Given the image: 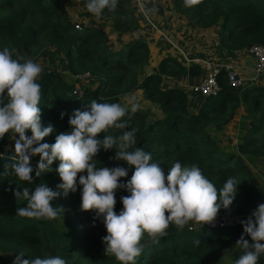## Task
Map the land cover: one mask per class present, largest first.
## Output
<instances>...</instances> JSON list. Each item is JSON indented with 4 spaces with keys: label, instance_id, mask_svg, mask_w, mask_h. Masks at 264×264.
I'll use <instances>...</instances> for the list:
<instances>
[{
    "label": "trees",
    "instance_id": "1",
    "mask_svg": "<svg viewBox=\"0 0 264 264\" xmlns=\"http://www.w3.org/2000/svg\"><path fill=\"white\" fill-rule=\"evenodd\" d=\"M146 1L148 6L153 3ZM171 3L186 26L204 31L211 27L217 29L214 48L224 61L233 59L251 44H264V0H202L201 4L191 8L184 6V0H171ZM67 5V0H0V50L5 46L13 47L29 59L33 53L41 52L40 48L46 42L51 50L45 49L44 54L53 57L57 54L60 66L69 73L87 71L89 81L95 84L73 93L70 83L63 81L56 69H43L37 81L42 86L41 123L45 127L51 124L54 131L42 142L52 144L56 135L70 131L68 120L74 110H85L92 100L120 102L122 95L138 88L143 97L156 105L157 114L149 107L139 108L131 115L129 128H110L108 132L98 134L99 138L118 136L136 128V147L150 152L153 162H159L165 175L179 161L182 166L198 165L217 189L222 188L228 178H235L240 183L233 203L219 212H253L264 203V186L254 181V174L242 157L245 154L264 159V85L249 81L231 86L224 70L219 68L215 73L218 91L202 96L199 105L190 109L185 90L164 77L172 79L197 74L200 64L186 61L185 57L191 59L193 54L184 57L178 52L166 53L152 71H145L148 46L141 35L132 32L136 15L134 1L119 0L116 10L106 8L103 11V15L111 20V30L116 35L113 41L102 24H89L80 16L71 18ZM74 23L81 25L79 29L74 28ZM240 105L248 120L236 145L237 153L221 146L206 129L223 130ZM62 112L65 115L61 119ZM26 132L31 135L30 130ZM9 137L10 132L0 140V264H13L20 253L24 254V259L60 256L66 264H120L114 256L104 253L102 237L107 231L102 219L97 217L95 210L80 209L82 186L78 184L76 192L63 194L57 187L62 183L56 171L59 161L53 162L51 171L36 177L39 155L30 159L34 180L31 183L20 180L11 168L16 155L6 148ZM116 151L115 148L101 149L95 162L97 167L126 168L128 175L120 178L121 182H126L135 169L123 160L110 159ZM81 174L86 175L79 173L78 176ZM38 184H46L60 193L50 202L54 207L64 209L56 219L16 214L18 208L27 206V201L22 197L17 199L14 190L28 188L31 192ZM125 195H129L126 189L115 192L114 210L117 213L123 208L120 198ZM242 234L244 228L240 222L214 226L195 224L190 228L186 225L182 230L173 224L158 243H149L145 233L141 243L146 246L135 264H220L217 259L223 253H228L231 264H235L243 254L236 244ZM244 238L251 243L250 236L244 234ZM258 264H264V254Z\"/></svg>",
    "mask_w": 264,
    "mask_h": 264
},
{
    "label": "clouds",
    "instance_id": "2",
    "mask_svg": "<svg viewBox=\"0 0 264 264\" xmlns=\"http://www.w3.org/2000/svg\"><path fill=\"white\" fill-rule=\"evenodd\" d=\"M202 0H184L185 7H194ZM119 0H87L89 13L100 17L107 8L114 11ZM147 18L155 11V5H139ZM43 67L32 59H26L16 48L5 46L0 50V140L10 131L15 134V163L13 174L22 181L32 182L33 166L30 159L39 155L35 176L51 171L54 161H59L58 172L62 183L57 187L67 196L82 186V211L95 210L102 219L107 235L102 237L105 255H112L120 264H135L146 246L141 243L147 234L149 243H158L167 235L170 225L182 230L189 222L197 224L213 223L219 210L228 209L238 192V182L230 177L222 188L206 178L196 164L182 166L177 161L165 175L159 162H153L150 152L136 147V128L123 131L121 135H103L110 128L126 129L130 117L139 110L135 96H130L125 104L119 102L98 103L92 100L85 110L76 109L69 116V129L56 135L55 142H42L53 133L51 124L42 126V109L39 107ZM7 99V102L5 100ZM65 114H60L61 119ZM129 119L125 120L124 117ZM31 131V135L26 134ZM115 148L117 151L110 159L123 160L134 166V172L126 182L120 178L128 175L121 166L97 167L98 152ZM95 158V159H94ZM7 167V165L5 166ZM79 173L81 174L78 176ZM126 189L129 195L122 196L123 208L119 213L114 210L117 203L115 192ZM14 196L27 201L26 207L17 209L21 217L36 219H56L62 207H54L50 202L60 193L46 184H38L34 191L28 188L14 190ZM244 234L251 237V243L244 234L236 241L243 254L235 264H258L264 254V203L245 220H241ZM200 241L197 240V243ZM20 253L13 264H66L60 256L24 259Z\"/></svg>",
    "mask_w": 264,
    "mask_h": 264
},
{
    "label": "rangeland",
    "instance_id": "3",
    "mask_svg": "<svg viewBox=\"0 0 264 264\" xmlns=\"http://www.w3.org/2000/svg\"><path fill=\"white\" fill-rule=\"evenodd\" d=\"M67 1L68 5L66 6V8L71 18H78L80 16V18L83 19L82 21L89 24H102L105 27L106 31L109 32L110 40H114L116 35L113 34L114 31L112 32L111 30V20L107 16L102 14L100 17H96L93 14L89 13L86 8L87 0ZM143 2L147 7L146 1L144 0L142 1V3ZM169 3L170 0H159L158 6L155 5V11L150 13L147 18L140 11V8L138 6L134 8V12L136 15L134 18L135 27L132 29V32L133 34L141 35L140 37L145 39L148 46V61L147 65L145 66V71H152L159 58L166 53L173 54L175 52H178L184 57L187 56V54H193L194 57H192L191 59H189V57H185L186 61L188 62L192 60L196 63H199L201 65V69L202 66L204 67L207 64L210 66H214L216 63L223 62L225 60L224 57L221 55L218 56L214 48V45H216L217 41V29L211 27L208 31H204L201 28H193L191 25L186 26L182 23L179 15H177V12L172 8V5L171 7H169ZM152 6L153 5H151V7ZM137 9L139 12H137ZM77 11L81 12L82 14L77 15ZM159 11H161L160 14ZM89 16L90 18L88 19ZM78 26L80 27L81 25L79 24ZM79 27H77L76 29H79ZM182 27H184V29H182ZM119 37H121V35ZM45 49L51 50V47H49L46 42H44L41 46V52L37 51L33 53L29 59L40 63L43 69L45 67L56 69L61 79L66 83H70L72 87L74 84L72 74L75 73H69V71L65 68L62 69L63 67L60 66V63L57 60V54L55 55V57L48 54L46 55L43 53ZM199 53L201 55H199ZM86 72L87 71H82L80 73ZM256 75H260V81H264V74ZM89 78L90 75L88 73V75L83 79L82 83L78 85L79 91H81L84 86L93 87L95 85L94 83L89 81ZM164 79L168 82L175 83L174 79L170 80L169 77L165 76ZM247 82H249V80H242L241 85ZM179 85L181 86V83H179ZM130 96L136 97V100L139 103L141 109H146V107H149L150 111H152L154 114H157L158 108L156 107V105L147 98L143 97V95L141 94V90L138 88H134L128 93L122 95L120 97L119 103L125 104ZM193 97H191L190 99H192ZM241 108V112L232 115L231 118L225 123L223 130L214 131L212 128L206 129L217 138L221 146L225 148H232L236 152V145L242 138L248 120L242 106ZM26 134L30 136L28 132H26ZM14 136L15 134L10 131V137L6 141V148L13 154H15ZM245 158L255 168L254 181L264 186V159H253L248 155H245ZM249 183L252 184L250 181ZM217 261L220 262V264H231L230 255L228 253L220 254Z\"/></svg>",
    "mask_w": 264,
    "mask_h": 264
},
{
    "label": "built area",
    "instance_id": "4",
    "mask_svg": "<svg viewBox=\"0 0 264 264\" xmlns=\"http://www.w3.org/2000/svg\"><path fill=\"white\" fill-rule=\"evenodd\" d=\"M140 3L138 2L137 6L139 7ZM140 8V7H139ZM78 23H74V27L77 28ZM243 52L250 56L252 59V72L254 74H264V44H251L248 47L243 49ZM209 66V71L203 75L200 79H198L194 83L184 84L182 87L187 95L191 93H197L201 96L210 95L216 93L219 89L218 82L215 78V73L219 68H222L225 72L226 81L231 86L237 87L241 85L243 77L239 73L238 67L231 63V61H223L220 63H216L214 66ZM88 75L86 73H75L72 74V78L74 84L72 86L71 91L73 93H78V85L82 83L83 79ZM84 77V78H83ZM83 78V79H82ZM252 212H244V213H231L228 211L218 212V216L213 223L206 224L207 226H214L217 224L222 225H232L234 223H238L241 220L247 219V217ZM197 223L189 222L188 227H193Z\"/></svg>",
    "mask_w": 264,
    "mask_h": 264
},
{
    "label": "crops",
    "instance_id": "5",
    "mask_svg": "<svg viewBox=\"0 0 264 264\" xmlns=\"http://www.w3.org/2000/svg\"><path fill=\"white\" fill-rule=\"evenodd\" d=\"M131 1H134V3L136 4V7H137V4L138 2L139 3H142V1L144 0H131ZM146 1V0H145ZM153 3H150V5L147 7H151V5H156L158 6V3H159V0H152ZM147 3V1H146ZM144 4V2H143ZM172 3H171V0H170V3H169V7H171ZM137 12L138 9H137ZM161 13V11H159V14ZM177 15H179V13H177ZM179 18H180V15H179ZM181 20V18H180ZM183 23V22H182ZM193 28H198V27H193ZM182 29H184V27H182ZM231 61V63H234L237 67H238V70H239V73L241 74V76L243 77L244 81L245 80H249V81H256L257 83H261L264 85V81H260V75H256L252 72V59L250 58L249 55H247L246 53H243V52H239L237 53L233 59L229 60ZM201 67V65H200ZM209 71V66L208 64L206 66H202V69H200V72L196 75H190V74H186V75H183L181 77H175V78H172L170 80H173L174 79V82L179 85V83H181V87L184 86V84H188V83H194L196 82L198 79H200L203 75H205L207 72ZM187 95V94H186ZM194 96V97H193ZM191 97H193L192 99H190ZM187 98H188V101H189V108L190 109H193L195 107H197L202 99V96L197 94V93H191L190 95H187ZM191 101H190V100ZM242 111V108L241 106L237 107L233 113V115L235 114H238L239 112ZM244 113V112H243ZM244 158V160L247 162L248 166L251 168L253 174L255 172V168L250 164V162L245 158V155L242 156ZM255 159V158H253ZM255 175V174H254Z\"/></svg>",
    "mask_w": 264,
    "mask_h": 264
}]
</instances>
